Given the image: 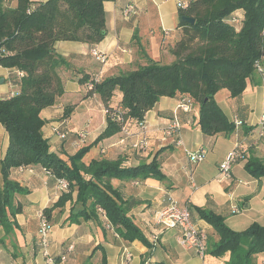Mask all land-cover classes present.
I'll return each instance as SVG.
<instances>
[{
  "label": "trees",
  "instance_id": "16d2710c",
  "mask_svg": "<svg viewBox=\"0 0 264 264\" xmlns=\"http://www.w3.org/2000/svg\"><path fill=\"white\" fill-rule=\"evenodd\" d=\"M114 1L17 0L13 8L0 0V66L22 75L15 81L18 91L0 98V123L9 136L0 162V226L8 233L18 227L16 217L23 205L15 199L29 193L11 179V171L40 165L68 183L57 202L43 211L49 222L57 209L70 204L65 222L105 223L103 227L122 240L143 243L152 255L155 243L134 222L130 200L112 180H165L162 151L136 166H125L123 157L89 164L83 159L102 140L140 134V123L162 97L191 100L199 108L197 124L204 136L232 135L242 127L244 120H232L215 96L226 89L232 99L241 101L248 86L256 84V77L264 85V0H190L179 10L181 36L172 49L174 62L163 64L147 57L144 65L131 72L105 79L86 74L79 79L88 87L86 97H100L107 124L93 145L66 161L50 150L43 134L46 121L41 117L65 93L61 71L71 68L56 52L55 43L76 41L93 47L103 41L107 36L105 3ZM183 17L193 18L195 23H187ZM72 111L66 107L65 119ZM237 147L241 153L245 150L240 161H246L247 172L253 178H264V160L249 157L247 149ZM193 210L219 236L209 243L207 254L220 258L229 253L227 264H256L258 256L264 257V225L253 223L235 231L222 215L197 206Z\"/></svg>",
  "mask_w": 264,
  "mask_h": 264
},
{
  "label": "crops",
  "instance_id": "0c3cea01",
  "mask_svg": "<svg viewBox=\"0 0 264 264\" xmlns=\"http://www.w3.org/2000/svg\"><path fill=\"white\" fill-rule=\"evenodd\" d=\"M189 2H106L107 36L103 41L93 47L76 41L55 43L56 52L69 61L71 68L65 67L61 71L65 93L54 106L41 112L46 121L43 134L52 152L68 161L81 148L93 145L106 127L107 116L100 97L96 94L86 97L88 87L79 82L84 75L99 79L118 76L144 65L147 57L163 64L174 62L172 49L181 36L179 10L181 5ZM5 5L14 8L17 0H5ZM126 9L130 10L128 16ZM94 51L104 57L105 62L97 60ZM21 76L15 70L0 66V98L18 91L15 81ZM215 98L232 120L245 122L232 135L204 136L197 124V106L186 113L179 109L178 99L162 97L146 116V134L127 133L122 137L119 134L102 140L92 146L83 159L89 164L92 160L123 157L125 166H136L162 151L161 170L165 180H112L123 197L130 200V215L134 222L155 243L152 255L143 243L122 240L113 230L104 228L105 223L65 222L69 216L68 204L64 210L57 209L50 222V252L56 258L67 257L66 261L57 264H227L229 253L220 258L209 254L201 258L178 244V229L161 232L154 222L155 213L166 206L167 198L171 196L191 208L194 222L207 236V248L219 236L193 210L194 206L222 215L226 224L235 231L245 230L253 223L264 225V178L250 176L245 169L246 161L235 163L230 177H225L220 171L228 153L237 146L247 149L249 157L264 160V126L261 122L264 85L256 77V84L248 86L241 101L232 99L226 89L219 91ZM66 107H72L73 111L65 119ZM176 114L182 122V130L173 137H167L164 129L172 123ZM249 127L252 130H248ZM62 132L66 134L63 139L60 137ZM143 138L146 140L144 148L133 150L128 147L132 142L138 144ZM8 145V133L0 123V162ZM201 148L207 150L206 158L194 165L189 160V153ZM10 177L27 188L29 193L18 194L15 199L16 203L23 205L22 213L16 217L18 227L8 233L0 226V264H46L39 244L40 215L62 195L61 180L40 165L15 168ZM235 209L240 211L235 212ZM156 235L157 243L152 238ZM256 264H264L262 255L257 257Z\"/></svg>",
  "mask_w": 264,
  "mask_h": 264
},
{
  "label": "built area",
  "instance_id": "2783aa9c",
  "mask_svg": "<svg viewBox=\"0 0 264 264\" xmlns=\"http://www.w3.org/2000/svg\"><path fill=\"white\" fill-rule=\"evenodd\" d=\"M130 10L126 9V15L128 16ZM97 60L100 62H105V58L102 57L97 51H94ZM261 69V68H260ZM98 78V77H97ZM262 78L264 83V72H262ZM98 80V79H96ZM179 109L183 110L186 113H190L193 110V104L191 100L185 98L179 101ZM261 122H264V113L262 116ZM147 123H140L141 134H146L147 132ZM182 130V123L176 114L172 123L164 129V134L167 137H173L179 134ZM66 134H60V137L65 138ZM137 148H144L146 146L145 138L141 139L138 144L135 145ZM245 150H242V153L238 150V147H235L231 150L224 162L220 165V171L225 177H230V172L233 165L240 160H243V154ZM207 155V151L204 149H199L196 152L189 153V160L193 164L202 163ZM60 186L63 190L67 189L68 183L65 180H61ZM240 209H235V212H239ZM154 222L161 232L171 229H178L179 235L177 238L178 244L188 250L193 251L196 255L201 258H205L207 254V236L206 234L197 226L193 220V215L191 209L187 205H182L175 198L169 196L167 198L166 206L157 211L154 216ZM50 222L44 216L43 213L40 215L39 223V244L40 252L45 258L46 264H57L58 262L66 261V256H61L59 258L54 257L51 252V241H50ZM70 247L69 249H71Z\"/></svg>",
  "mask_w": 264,
  "mask_h": 264
},
{
  "label": "rangeland",
  "instance_id": "374dc122",
  "mask_svg": "<svg viewBox=\"0 0 264 264\" xmlns=\"http://www.w3.org/2000/svg\"><path fill=\"white\" fill-rule=\"evenodd\" d=\"M86 137H84L83 139H85ZM81 139V138H80ZM82 140V139H81ZM129 148H131V149H133V150H138L137 148H136V146L134 145V142H132L129 146H128ZM195 165V164H194ZM235 165V164H234ZM233 165V166H234ZM251 176V175H250ZM245 180H247V179H245ZM153 239H154V241H156V243L158 242L157 241V235L156 236H154V237H152Z\"/></svg>",
  "mask_w": 264,
  "mask_h": 264
},
{
  "label": "water",
  "instance_id": "95a60500",
  "mask_svg": "<svg viewBox=\"0 0 264 264\" xmlns=\"http://www.w3.org/2000/svg\"><path fill=\"white\" fill-rule=\"evenodd\" d=\"M183 21L190 23V24H194L195 20L193 18H189V17H183L182 19Z\"/></svg>",
  "mask_w": 264,
  "mask_h": 264
}]
</instances>
